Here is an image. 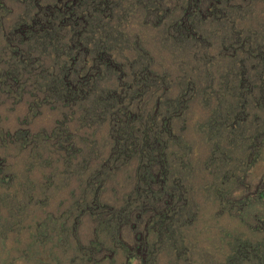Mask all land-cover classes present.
Returning a JSON list of instances; mask_svg holds the SVG:
<instances>
[{"label": "rangeland", "instance_id": "obj_1", "mask_svg": "<svg viewBox=\"0 0 264 264\" xmlns=\"http://www.w3.org/2000/svg\"><path fill=\"white\" fill-rule=\"evenodd\" d=\"M0 264H264V0H0Z\"/></svg>", "mask_w": 264, "mask_h": 264}, {"label": "trees", "instance_id": "obj_2", "mask_svg": "<svg viewBox=\"0 0 264 264\" xmlns=\"http://www.w3.org/2000/svg\"><path fill=\"white\" fill-rule=\"evenodd\" d=\"M36 2L38 3L39 2V0H36ZM66 3H68V1H66ZM103 3H106V1L105 2H103ZM76 5V4H75ZM74 5V6H75ZM87 5L89 6V8L91 7L92 9L93 8H97V10L99 9V6H97V7H95L94 6V4H88L87 3ZM74 11V10H73ZM70 16H73V15H67V18H69ZM61 19H66V15H63V17L61 18ZM52 22V18H50V20L48 21V24L49 23H51ZM43 24L42 25H45L46 24V21L45 22H42ZM51 25L52 24H49L48 26H46V27H44L43 29H45V31L48 33V32H50L51 30ZM45 38H48L49 39V36H45ZM86 49V51H88V49H87V47L85 48ZM70 78V77H69ZM69 78L67 77V81L69 80ZM78 82H80V81H78ZM58 84V82L56 83V86H58L57 85ZM73 89H77V83L76 84H74V87H73ZM82 89V88H81ZM93 90L94 89H92L91 90V88H90V90L89 89H86L85 90V92L83 93V92H79L78 93V95H82L83 96V94H84V97H86V96H88L89 94V92L90 93H92L93 92ZM86 93V94H85ZM100 98H102V100H104L105 101V107L107 108V109H109L110 110V108H111V105H110V97L109 96H101ZM96 101H93V103H95ZM113 106V105H112ZM98 107H99V102H98ZM133 117H134V120H136L137 119V115H134L133 114ZM132 116H130V117H128V118H125L124 119V121H125V124L127 125V127H128V131L127 132H122V136H120V139H124V141H126L127 139H131V138H129V136H132V134L131 135H129V128H130V125L132 126V121H131V119L133 118ZM156 136V142L157 143H159V146H162V147H159V151H158V157L159 158H161V160L165 157V144L164 143H166V141L165 140H163V138H160V140L157 138V134L155 135ZM132 140H134L135 141V138H133ZM147 142H148V144H149V146L151 145V143L153 142L152 140H149L148 138H147ZM164 144V145H163ZM150 150L152 151L153 150V147H150Z\"/></svg>", "mask_w": 264, "mask_h": 264}]
</instances>
